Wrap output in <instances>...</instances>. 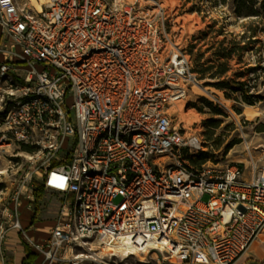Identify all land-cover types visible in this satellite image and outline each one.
I'll return each instance as SVG.
<instances>
[{
    "label": "built area",
    "instance_id": "2783aa9c",
    "mask_svg": "<svg viewBox=\"0 0 264 264\" xmlns=\"http://www.w3.org/2000/svg\"><path fill=\"white\" fill-rule=\"evenodd\" d=\"M175 21L160 0H0V140L33 148L0 224L2 264L10 229L40 264H236L264 233L252 145L247 162H201L205 141L171 112L201 88ZM37 181L61 195L41 242L20 211Z\"/></svg>",
    "mask_w": 264,
    "mask_h": 264
},
{
    "label": "rangeland",
    "instance_id": "374dc122",
    "mask_svg": "<svg viewBox=\"0 0 264 264\" xmlns=\"http://www.w3.org/2000/svg\"><path fill=\"white\" fill-rule=\"evenodd\" d=\"M160 1L176 18L173 32L190 53L200 82L201 88L193 86L189 97L175 104L171 112L177 124L205 141L208 149L199 157L201 162L219 165L247 162L245 141H248L259 164L264 165V0L257 5L259 15L251 17L237 15L235 0L224 4L217 0ZM234 43L236 52L232 58H225ZM223 64L228 70L215 77ZM223 80L242 82L243 90L236 85L221 89L217 84ZM27 164V156L17 143L0 140V224L9 226L11 222L5 209L12 206L14 185ZM60 202V194L45 190L38 217L44 223L54 220ZM20 211L21 217L30 213L27 206ZM260 238L264 239V235ZM92 247L101 254L112 252L96 243ZM107 260L108 264H158L151 254L123 253ZM161 263L171 264L162 259Z\"/></svg>",
    "mask_w": 264,
    "mask_h": 264
},
{
    "label": "crops",
    "instance_id": "0c3cea01",
    "mask_svg": "<svg viewBox=\"0 0 264 264\" xmlns=\"http://www.w3.org/2000/svg\"><path fill=\"white\" fill-rule=\"evenodd\" d=\"M3 40L2 28L0 27V47ZM5 59V54L0 52V61ZM25 207L26 205L23 204ZM22 206V207H23ZM30 210V209H29ZM59 210V207H58ZM33 210H30L29 215H22L21 224L26 230L27 234L33 237L36 241H44L50 233L51 228L55 225L57 214L55 219L48 222H43L42 218H37L35 222L32 223ZM264 235V234H262ZM6 264H40V258L35 257L32 259V253L30 247L25 244L23 239V234L18 229H10L8 232V238L6 241ZM263 261L264 263V239H257L251 248L243 254V256L236 262V264H249L250 262ZM65 264V263H61Z\"/></svg>",
    "mask_w": 264,
    "mask_h": 264
},
{
    "label": "trees",
    "instance_id": "16d2710c",
    "mask_svg": "<svg viewBox=\"0 0 264 264\" xmlns=\"http://www.w3.org/2000/svg\"><path fill=\"white\" fill-rule=\"evenodd\" d=\"M219 2H221L222 4L226 3L228 0H217ZM260 0H235V6H236V13L238 16H243V17H251V16H257L259 15L258 10H257V5L259 3ZM237 50V45L234 43L233 47L230 48V50L227 51L226 54H224L225 58H232V56L234 55V53ZM228 70V67L226 66V64H223L222 69L217 72V74H214L215 77L216 76H222L226 73V71ZM218 87L221 89H227L230 88L232 85H236L237 87H239L238 89L240 91L243 90L244 84L242 82H236V81H220L218 84ZM252 104V103H251ZM22 151H27V152H32L33 148L29 147V146H22L21 147ZM201 161V158L199 159ZM45 193V187L43 185V183L41 182H37L36 185V197H35V201L33 203V215H32V223L36 221V219L38 218V214H39V210H40V203H41V199L43 194ZM32 256H33V260L34 258L37 256L39 257L42 261V257L35 252L33 249H30Z\"/></svg>",
    "mask_w": 264,
    "mask_h": 264
},
{
    "label": "bare ground",
    "instance_id": "6f19581e",
    "mask_svg": "<svg viewBox=\"0 0 264 264\" xmlns=\"http://www.w3.org/2000/svg\"><path fill=\"white\" fill-rule=\"evenodd\" d=\"M1 173H3V172H1ZM143 255V254H142Z\"/></svg>",
    "mask_w": 264,
    "mask_h": 264
}]
</instances>
